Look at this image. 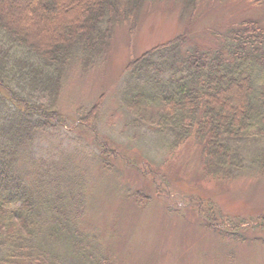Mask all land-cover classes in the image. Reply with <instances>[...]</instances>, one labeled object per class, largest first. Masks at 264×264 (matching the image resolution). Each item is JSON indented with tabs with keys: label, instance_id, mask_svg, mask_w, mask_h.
Wrapping results in <instances>:
<instances>
[{
	"label": "trees",
	"instance_id": "obj_1",
	"mask_svg": "<svg viewBox=\"0 0 264 264\" xmlns=\"http://www.w3.org/2000/svg\"><path fill=\"white\" fill-rule=\"evenodd\" d=\"M158 1L0 0V264H119L86 249L95 237L81 228L86 197L82 180L67 175L71 153L36 157L32 144L67 125L58 109L63 80L106 62L116 26L135 30L145 3ZM188 39L180 33L131 60L122 104L133 125L172 135L171 151L196 141L205 177L237 179L250 167L235 144L264 138V26L243 20L208 46L187 47ZM104 95L78 112L81 124L98 119ZM101 144L102 158L111 151ZM258 146L254 164L264 171V139ZM145 198L134 200L143 207Z\"/></svg>",
	"mask_w": 264,
	"mask_h": 264
},
{
	"label": "rangeland",
	"instance_id": "obj_2",
	"mask_svg": "<svg viewBox=\"0 0 264 264\" xmlns=\"http://www.w3.org/2000/svg\"><path fill=\"white\" fill-rule=\"evenodd\" d=\"M189 6L181 0L145 3L135 30L129 23L116 26L106 62L63 80L58 109L67 125L39 134L32 151L41 158L75 151L66 157L67 175L82 180L86 200L79 221L85 235L95 237L86 249L99 258L119 264H264V224L258 220L264 217V171L254 164L264 138L235 144L250 167L239 178L209 179L196 141L172 152V135L133 125L135 117L122 104L131 80L127 64L152 47L183 32L189 34L187 47L212 45L217 33L223 36L248 19L264 26V5L247 0H200L196 9ZM102 93L98 119L84 126L81 114ZM104 140L111 152L101 158ZM137 192L149 199L143 207L134 200ZM63 244L52 246L62 252Z\"/></svg>",
	"mask_w": 264,
	"mask_h": 264
}]
</instances>
